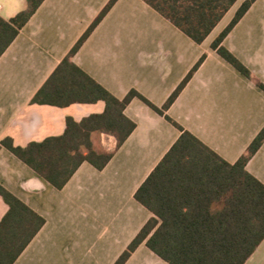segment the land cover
<instances>
[{"label":"crops","instance_id":"0c3cea01","mask_svg":"<svg viewBox=\"0 0 264 264\" xmlns=\"http://www.w3.org/2000/svg\"><path fill=\"white\" fill-rule=\"evenodd\" d=\"M110 0H45L0 57V142L15 147L61 136L66 118L79 122L105 104L65 108L31 103L35 94ZM246 0H237L201 43L195 44L141 0H118L71 61L118 100L135 91L161 108L187 74L205 59L166 115L233 164L264 128V0H256L222 46L249 72L245 78L211 49ZM0 0V18L26 8ZM124 115L135 124L115 148L113 136L93 132L97 153H113L101 171L83 163L56 190L6 149L0 185L44 218L15 264H114L152 214L134 194L180 132L139 99ZM264 185V142L245 166ZM8 208L0 199V220ZM125 264H167L141 244ZM245 264H264V241Z\"/></svg>","mask_w":264,"mask_h":264},{"label":"trees","instance_id":"16d2710c","mask_svg":"<svg viewBox=\"0 0 264 264\" xmlns=\"http://www.w3.org/2000/svg\"><path fill=\"white\" fill-rule=\"evenodd\" d=\"M45 0H26L14 17L0 18V57ZM118 0H110L69 54L33 97L31 103L65 108L75 104H105L101 114L76 122L66 118L61 136L15 147L0 142L36 175L61 190L83 163L101 171L113 153L93 150L91 134L101 132L116 140L118 149L134 131L124 115L134 98L163 117L180 135L134 194L152 217L114 264H125L134 251L147 249L167 264H245L264 241V185L245 166L264 142V128L235 163L230 164L166 115L205 59L203 55L181 84L158 108L135 91L118 100L72 61V56ZM195 44H201L237 0H141ZM256 0L244 1L211 49L245 78L250 72L221 44ZM256 86L264 92V86ZM0 199L8 210L0 220V264H15L41 230L44 218L0 185Z\"/></svg>","mask_w":264,"mask_h":264}]
</instances>
